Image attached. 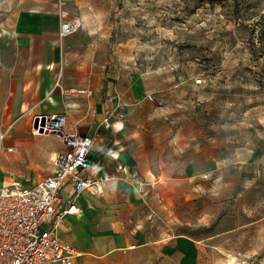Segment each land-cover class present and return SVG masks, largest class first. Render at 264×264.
Returning <instances> with one entry per match:
<instances>
[{"label": "rangeland", "instance_id": "1", "mask_svg": "<svg viewBox=\"0 0 264 264\" xmlns=\"http://www.w3.org/2000/svg\"><path fill=\"white\" fill-rule=\"evenodd\" d=\"M38 5L74 14L68 46L90 53L94 85L145 88L119 113L149 165L135 174L144 236L189 233L207 264H264V0H0V25Z\"/></svg>", "mask_w": 264, "mask_h": 264}, {"label": "crops", "instance_id": "2", "mask_svg": "<svg viewBox=\"0 0 264 264\" xmlns=\"http://www.w3.org/2000/svg\"><path fill=\"white\" fill-rule=\"evenodd\" d=\"M61 10L24 8L0 25V185L14 179L32 185L54 172L51 157L64 145L55 133L36 132L33 117L64 113L69 129L100 134L83 171L92 177L116 174L101 188L93 186L76 196L79 211L58 226L59 237L81 250L74 264H207L204 239L189 233L144 236L146 193L139 191L133 175L149 165L133 141L138 134L134 118L119 113L125 105L135 106L145 88L137 81L131 96L111 97L105 85H94L99 72L85 61L90 53L69 49L72 33H60ZM72 86L91 87L94 94L65 95L63 89ZM107 115L110 128L103 121ZM51 135L56 137L52 143ZM110 145L117 149L115 155L106 154ZM61 195L63 204L73 200L70 188Z\"/></svg>", "mask_w": 264, "mask_h": 264}, {"label": "built area", "instance_id": "3", "mask_svg": "<svg viewBox=\"0 0 264 264\" xmlns=\"http://www.w3.org/2000/svg\"><path fill=\"white\" fill-rule=\"evenodd\" d=\"M70 13L69 10H61L62 36L73 33L78 27ZM66 14L69 19H66ZM195 83L203 84V78H196ZM63 93L92 96L94 90L72 86L63 89ZM35 119L38 127L33 129L38 133L43 129V133L57 134L64 148L51 157L54 172L35 184L27 185L20 179H14L0 185V264H74L81 250L59 237L58 226L66 215L79 211L74 202L76 196L93 186L101 188L116 174L104 172L92 177L83 171L87 155L100 137L99 132L86 134L78 127L69 129L64 113H36L33 123ZM103 121L106 127L113 126L108 115ZM3 137L1 133L0 138ZM116 152L114 145L106 149L110 156ZM133 178L139 191L146 193L147 183L135 174ZM67 188L71 189L73 200L63 204L61 193Z\"/></svg>", "mask_w": 264, "mask_h": 264}, {"label": "water", "instance_id": "4", "mask_svg": "<svg viewBox=\"0 0 264 264\" xmlns=\"http://www.w3.org/2000/svg\"><path fill=\"white\" fill-rule=\"evenodd\" d=\"M33 127L37 128L38 127V120L35 119L34 123H33ZM40 132L43 133V129H40Z\"/></svg>", "mask_w": 264, "mask_h": 264}, {"label": "bare ground", "instance_id": "5", "mask_svg": "<svg viewBox=\"0 0 264 264\" xmlns=\"http://www.w3.org/2000/svg\"><path fill=\"white\" fill-rule=\"evenodd\" d=\"M66 17V19H69L68 18V14L65 16ZM73 19V18H72ZM73 21H74V23L76 24V26H79V22L78 21H76L75 19H73Z\"/></svg>", "mask_w": 264, "mask_h": 264}, {"label": "trees", "instance_id": "6", "mask_svg": "<svg viewBox=\"0 0 264 264\" xmlns=\"http://www.w3.org/2000/svg\"><path fill=\"white\" fill-rule=\"evenodd\" d=\"M236 9L238 10V4H236Z\"/></svg>", "mask_w": 264, "mask_h": 264}]
</instances>
